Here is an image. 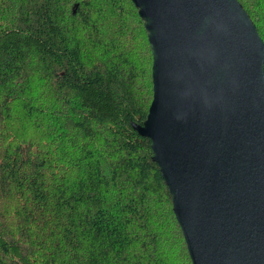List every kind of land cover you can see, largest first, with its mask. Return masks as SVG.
<instances>
[{
  "label": "trees",
  "instance_id": "16d2710c",
  "mask_svg": "<svg viewBox=\"0 0 264 264\" xmlns=\"http://www.w3.org/2000/svg\"><path fill=\"white\" fill-rule=\"evenodd\" d=\"M151 62L132 0H0V264H192L135 128Z\"/></svg>",
  "mask_w": 264,
  "mask_h": 264
},
{
  "label": "water",
  "instance_id": "95a60500",
  "mask_svg": "<svg viewBox=\"0 0 264 264\" xmlns=\"http://www.w3.org/2000/svg\"><path fill=\"white\" fill-rule=\"evenodd\" d=\"M143 125L192 264H264V44L238 0H132Z\"/></svg>",
  "mask_w": 264,
  "mask_h": 264
}]
</instances>
